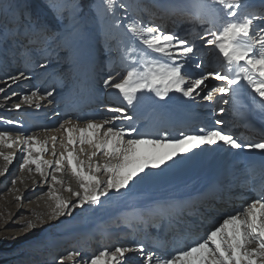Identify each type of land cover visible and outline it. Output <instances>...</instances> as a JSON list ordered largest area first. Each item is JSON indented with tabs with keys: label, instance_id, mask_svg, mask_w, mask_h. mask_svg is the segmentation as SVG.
I'll return each mask as SVG.
<instances>
[{
	"label": "snow or ice",
	"instance_id": "obj_1",
	"mask_svg": "<svg viewBox=\"0 0 264 264\" xmlns=\"http://www.w3.org/2000/svg\"><path fill=\"white\" fill-rule=\"evenodd\" d=\"M103 2L105 7L97 9V16L102 19L118 5L124 10L123 20L127 21L123 27L133 38L130 47L115 33H105L112 67L103 79L102 88L105 93H114L116 105H104L106 114L99 116H69L59 127L44 129L60 133L44 140L24 131L13 136L18 122L0 117V124L13 125V129L0 128V147L7 150H0L4 161L0 175L17 159L13 151L17 149L22 159L19 170L30 174L34 171L47 185L42 195L51 202L49 221L71 216L75 209L85 205L101 206L105 200L132 192L166 170L182 167L191 158L206 155L215 148L257 151L264 156V140L245 142L223 130L224 121L219 119L213 122V127L201 125L193 131L167 107L174 96L185 102H211L214 94H219L223 104L235 103L247 91L264 111V7L254 10L252 0H188L185 14L192 21L193 30L197 25H209L196 33L203 48L211 50L215 58L216 69L205 70L194 41L181 38L175 31L165 32L158 24L145 23L139 12L133 15L129 11H149L141 0L134 4L125 0ZM50 7L58 19L69 11L72 25L69 34L75 39L82 6L77 0H63L51 3ZM0 17L4 18L0 24V59L28 61L39 48L46 55L38 66L46 68L53 58H59V50L65 48L62 44L53 49L51 42L56 37L50 34V27L34 21L30 13L19 12L12 0H0ZM113 26L119 28L121 20H115ZM21 78H28L24 71L10 74L5 82L7 88L0 87L6 101L18 95L12 84ZM54 92L55 88L43 95L32 91L20 96V102L14 103L13 108L19 110L23 104L40 109V101L53 103ZM143 106L150 110L151 126L141 124L150 118L140 111ZM224 112L225 108L220 107L219 113ZM65 174L75 179L76 189L66 186ZM11 183L14 185L16 180ZM62 191L70 196L65 198ZM39 222L43 225L46 221ZM21 227L34 229L36 224L27 221ZM41 246L42 241L37 244ZM127 254H134L135 258ZM77 256L82 253L71 251L66 259ZM64 259L61 258L60 264ZM83 259L84 264H264V181L256 198L225 215L202 235L190 233L171 248L160 244L146 247L144 243L106 247Z\"/></svg>",
	"mask_w": 264,
	"mask_h": 264
},
{
	"label": "rangeland",
	"instance_id": "obj_2",
	"mask_svg": "<svg viewBox=\"0 0 264 264\" xmlns=\"http://www.w3.org/2000/svg\"><path fill=\"white\" fill-rule=\"evenodd\" d=\"M164 1L167 0H141L143 4L148 6L149 11L144 12L132 9H129V11L132 12L133 15H136L137 12H139V16L145 23L158 24L165 32L175 31L181 38L194 41L200 49V54L204 60V66H206V63H209L210 60L213 62L209 64H216L211 50L203 48V42L196 38V33L202 32V30L209 27V25L201 24L193 30V23L185 14L188 0H174V4ZM53 2L63 3V0H12V3L16 6L19 12L30 13L34 21L47 24L50 27V34H54L56 37V39L51 42L53 49H57L59 45L62 44L65 45V48L59 50V58H53V62L46 68H40L38 66L44 62V57L46 55V53L39 48L33 51L31 59L28 61L20 58L0 59V87L7 88L5 82L8 80L10 74L17 75L20 71H24L28 76L27 79L21 78L17 83L12 84V90L18 94L17 96H13L10 100L6 101L5 93H0V111L6 112L7 110H11L9 112L12 113L13 110H16L13 108V104L20 102L19 97L25 94H30L32 91H37L38 94L43 95L46 91L55 88L56 93H54V96L57 94V98L58 94H64L65 89H71L75 86L76 91L79 92V96L85 95L84 90L90 83L88 80H84L89 76L94 77L96 86L101 85L103 82L102 78L107 77L108 72L112 67L109 63L108 52L105 46V33H115L118 38L124 40L125 44L130 47L133 46V38L131 37V34L126 33V29L123 27V25L127 23V21L123 20L124 10L120 9L118 5L115 6L113 12L107 13L101 19L97 16V9H104L105 5L103 0H77V3L82 6L83 10L79 12V20L76 24L77 35L75 39H73V36L69 34L72 29L69 11L64 12L63 19H58L56 13L50 7V4ZM125 2L134 4L137 3V0H125ZM254 2L255 1L252 0L254 10H260L258 8L263 7V5H258L259 1L256 3ZM162 3L166 5L165 8H167V11H164V7L160 6ZM117 19L121 20V26L119 28H114L113 25ZM3 22L4 18L0 17V24H3ZM112 43H115V41ZM5 47H7V45ZM85 65H87V67H84ZM82 76L83 78L85 77L84 80ZM76 81L78 82L76 83ZM8 83H10V81ZM7 94L10 95V91ZM76 94H73V97H71V95L67 99L68 102L65 105L63 103L59 104V101H55L54 112L48 111L42 113L43 111H39L36 116H42V121L47 124L45 129L59 127V124L62 123L64 119L69 116L76 117V114L78 115L82 110L86 111V109H88L87 107L82 108L79 106L78 108L77 106H74L76 104ZM214 96L218 97L216 94H214ZM73 98L75 100H72ZM243 101L244 100H242V102ZM104 105L115 106V104L112 103H105L103 105L98 104L97 107L95 106L94 110L99 111V108L104 107ZM226 105H229L223 107L225 108L226 114L231 116L232 120L237 119L235 110L231 109V107L235 106L237 111H241V104L238 102H230ZM71 106H73V108H71ZM62 110H64L65 113L62 112ZM217 111H219V109ZM56 113H59L60 115ZM54 114L55 116H53ZM52 116L53 119L46 120L48 117L51 118ZM215 116L216 114H209L207 117L205 116L206 119L203 122L200 121L199 123L204 124L206 123L205 121L211 123L219 118V120L224 121L223 125L226 124L225 121L228 120L224 119L226 115L218 112V118ZM194 122L195 120H192L188 125H191V123ZM237 127H239L238 123ZM233 128L234 126L227 131L232 132L231 129ZM248 130H251V128ZM36 131V129L30 130L32 134H36ZM43 133L46 138L50 136L51 132L44 131ZM232 133L236 135L235 132ZM38 136H42V133ZM237 137L240 139L238 135ZM0 150L7 151L2 147H0ZM18 152L19 151L16 149L17 154ZM227 155L228 154L221 158L218 157L216 162L218 168L223 166L227 168L228 165L235 161L232 157ZM253 155L254 154H252L250 158H252ZM213 156L216 157L217 152H213L211 157ZM18 157L13 161V164L9 166L8 171L4 175H0V264H60L61 258L65 257L66 259L68 252L71 251H79L84 254V256H87V252L94 255L106 247L114 249L116 246L138 244L135 241L136 238H134L132 234H119L120 236L118 235L117 239H123L119 243H115V241L105 236L110 231L109 228L114 227V225L124 219V215L128 211L127 209H123L121 215L115 217L117 218L116 221H109L104 227H93L95 233L99 235L95 236V238L91 237L89 240H87L88 237L82 240H77V245H79L77 248L71 246L70 243H74L73 240L62 241L55 231L50 232L46 237L42 236L28 241V237L40 229V219H44L45 221L48 220L47 214H49L50 207L44 208L43 205V199L46 198L48 200L46 195H42V193L47 191V185L41 180L34 179L35 181L33 182L26 170H19L18 165L22 162V159L20 155ZM3 165L4 161L0 157V168H2ZM233 167H231V170L224 171L221 175L217 172L219 174V180L222 179L223 175L225 176L235 171L237 167ZM34 176L35 174H32V177ZM65 178H67V185H70L71 187H73L72 185L77 186L76 182L73 184L69 183L72 178L70 175ZM174 178L171 181H168L167 184L159 185L162 187L157 189L155 188L157 186L154 187L151 185V190L147 194H144V196L152 195L157 197L155 202L157 206L165 199L170 201L171 198H175L181 194H185L186 191H189L190 188L187 189V186L190 181L188 182V180L183 179L182 181L176 182L177 179ZM235 178V182L238 183L239 188L234 192L236 195L233 196V198L234 204L237 201V203H239L236 210H240L255 198H247V196L253 194V190L255 191L257 189L258 191L259 188L258 186L254 187L255 185H252V179L244 180V177L240 178L238 175L235 176ZM13 179L16 180L14 185L11 183ZM211 183H213V179L209 177V175H206L205 180L199 184L200 186L196 193H204L208 191ZM34 188L38 191H33ZM65 193L68 192L62 191L63 196ZM18 196L22 197L19 201L16 199ZM186 196H188V193H186ZM47 203L49 204V200L46 204ZM223 205H226V201ZM209 207L207 208V212H204L206 214L200 219L201 222L198 223V226L195 224L193 230L194 234L202 235V233L197 232V227H204V229L202 228L204 233L208 230L205 229L206 226L204 225V222L210 227H213L222 220L220 218L221 216H225L228 213L235 211L231 208H227V210H222L225 211L226 214H218L221 210H218L217 212ZM210 209L211 211L208 212ZM190 215L196 214L193 213ZM217 216L220 217L218 218ZM68 218V220L72 219V217L69 216ZM81 218V222H83L85 220L84 216L81 215ZM153 218L156 217L154 216ZM172 218L173 217H169V219ZM188 220H191L190 216ZM27 221H32L36 224V227L34 229L21 227V225H26ZM151 224L152 223H148L147 226H150ZM82 231L85 232L86 229L84 228ZM183 239L184 238L179 241H182ZM41 241L43 242V246L37 247L38 242ZM174 242H176V239L174 238L169 240V244H173ZM156 243V241L155 243L149 242L146 247H155ZM81 264H84V262H81Z\"/></svg>",
	"mask_w": 264,
	"mask_h": 264
},
{
	"label": "bare ground",
	"instance_id": "obj_3",
	"mask_svg": "<svg viewBox=\"0 0 264 264\" xmlns=\"http://www.w3.org/2000/svg\"><path fill=\"white\" fill-rule=\"evenodd\" d=\"M255 1L254 3L259 1L258 5H263L264 7V0H253ZM164 2H170V3H175L174 0H167ZM161 7H164V11H167V8L165 4H161ZM257 8V7H256ZM255 8V9H256ZM258 9H261L258 8ZM170 14V13H169ZM172 16V15H171ZM176 16V15H175ZM155 20H160V19H155ZM198 26V25H197ZM196 26V28H197ZM185 27V26H184ZM197 30V29H196ZM193 34V33H192ZM191 36V35H190ZM133 42V41H132ZM137 46V45H136ZM205 50V49H202ZM206 62V61H205ZM8 64V63H7ZM205 70H215L216 64H209L206 63ZM85 78V77H84ZM83 78V80H84ZM87 78V79H86ZM84 81L88 80L90 83L89 86L86 87L84 90L85 95L79 96V92L76 91L75 86L73 88L65 89L64 94H58V97L56 98V95L54 96V101L52 104L47 103V101H40L41 103V108L36 109L35 106L29 107L28 105H22L21 109L19 110H13L12 113L7 110L5 111H0V117H3L5 119H12L14 121H17L18 124L15 126V129L12 131L13 136L18 134V131H24L25 134H32L30 130L36 129L37 131L35 132L37 136L42 133V136H38L40 140H44V129L46 127V123L42 121V116H36L39 111H43L42 113H46L48 111L54 112V102L59 101V104H66L68 102V98L71 96L73 97V94L75 95L76 93V104L74 106H77L79 108H85L87 107L88 109L82 110L80 114H76L77 116L80 117H85V116H90V115H101V114H106L104 107L99 108V111L94 110L95 106L97 105H103L107 103H112L115 104L117 103V99L113 94H108L105 93L102 84L99 86H96V83L94 81V77L89 76L86 77ZM105 78H102V80ZM78 81H76L77 83ZM217 86L219 85V82ZM69 86V85H68ZM81 91V90H80ZM56 93V92H54ZM218 97H213V100L211 102L207 101H202V100H197L195 102H185L183 100H180L178 97L174 96L173 100L169 102L168 104V110L172 112L176 117H178L179 121L185 123V124H190L192 120H195L194 123H191V130H196L199 126L203 125L206 127H213L214 124L213 122L201 124L199 123L200 121H204L206 117L210 115H215L216 118H218L217 114L219 111H217L220 107H226L229 105H222V99L219 96V94H216ZM81 97V98H80ZM72 100H75L74 98ZM242 100H244L242 102ZM258 101V97L256 98ZM61 102V103H60ZM233 103V102H231ZM239 104L242 106L241 111H237L235 106L231 107V109L235 110V115L236 118L235 120L231 119V116L227 115L226 112L223 115H226L224 119H228L225 121V125H222L223 130L227 131L230 130L232 126H234L232 132L236 133V136L238 135L240 139H242L245 142H260L264 140V132H257L256 129H260L261 127H258V123H262L264 126V111H261V106L252 99V96L246 91L245 94L240 98L238 101ZM231 105V104H230ZM235 105V104H234ZM64 107V106H63ZM73 108V106H71ZM91 108V109H89ZM78 111V110H77ZM143 112L145 115H149L150 117V110L147 106H143L140 110ZM62 112L65 113L64 110ZM79 112V111H78ZM59 114V113H56ZM60 115V114H59ZM55 116V114L53 115ZM53 116L50 118L48 117L46 120H51L53 119ZM206 116V117H205ZM213 117V116H212ZM18 119V120H17ZM210 119V118H209ZM219 119V118H218ZM233 123V124H231ZM237 123L239 127H237ZM142 126L147 125L151 126L152 120L151 117L147 121H141ZM193 124V125H192ZM196 125V126H194ZM22 126V127H21ZM247 126V129H255L253 132L248 131L244 127ZM251 126V127H250ZM258 127V128H257ZM0 128H7V129H13V125H5V124H0ZM263 129V128H262ZM263 131V130H262ZM51 135H57L59 136L60 133L56 132H51ZM13 151H16L14 148ZM213 152H217V156L211 157ZM228 154L227 156L232 157L235 161H233L232 164L228 165L227 168L225 166L218 168L216 166V162L218 157L221 158L222 156ZM252 158H250V156ZM20 155L18 152L17 157ZM2 158V157H1ZM19 158V157H18ZM46 159H50V156H46ZM210 161H209V160ZM234 166V167H233ZM229 167V168H228ZM231 167L235 168V171L228 175H223L222 179L219 180L218 176V184L213 185L212 187H209V190L202 195L195 193L199 189V184L205 180V176L208 175L211 171H216L220 175L224 171L231 170ZM232 168V169H233ZM30 175V179L34 182L36 180H41V178L36 174L35 172L33 173H28ZM32 174H35L34 177H32ZM218 174V175H219ZM245 177L246 179H253L252 185L255 183V186H260V180L264 181V156H262L259 152H245V151H231L227 148H215L213 150H210L207 152L206 155H198L196 157L191 158L184 166L175 168L172 170H166L164 173L160 174L156 179L143 183L139 185L134 191L120 195V196H114L110 200H105L104 203L101 206H97L95 208H89L87 205H85L83 208L75 209L72 213L71 220H68V216L61 217L58 221H49L46 220V222L41 225L40 224V229L37 230L36 233H33L31 236L28 237V241L38 238V237H46L49 235L50 232L55 231L58 234V237L63 241V240H73L74 243H70L71 246H74L75 248L79 247L78 241L77 240H82L84 238H87L89 240L91 237H94L99 235L95 233L93 227H100V226H105L109 221H116L117 218H115L118 215H121L123 209H127L128 211L124 215V219L114 225V227L109 228L110 231L105 235L109 239H112L115 241V243H119L123 239H117V236L120 235H127V234H132L134 238H136L137 243H144L147 241V239L153 235L151 233L155 234L156 228L153 227H147L148 223L154 224L153 217L155 216L156 218L154 219H160L159 218V213L167 212L170 210L171 205L173 202L177 203V206H180L181 204H186V203H181L182 198L184 197L189 198V201L193 202V205L189 207L190 203L187 204V208L193 212L194 214L198 212H202V217L205 216L207 212V208H211L214 211L221 210L218 212V214H226L225 211L222 210H227V208H231L233 210H236L237 207L239 206V203L234 204V198L233 196L236 195L234 193L235 191L238 190L239 186L238 183L235 182V176ZM69 177L68 174L64 175V180L67 185V178ZM175 177V178H174ZM177 179L176 182L182 181L183 179L188 180L189 184L187 186V189L189 191H186L188 193V196L185 194H181L175 198H171L170 201L167 199L163 200L162 203H159V205L156 206V198L155 196L152 195H147L144 196V194H147L151 190V185L152 186H157L155 187L160 188L162 186H159L161 184H167L168 181H171L172 179ZM75 179L71 178L70 184H73ZM241 184V183H240ZM223 186L225 190L220 191L217 189V186ZM73 189H76V185H72ZM59 187V186H57ZM192 187V188H191ZM259 188V187H258ZM186 189V190H187ZM227 189V190H226ZM38 190H35V192ZM230 193H229V192ZM257 195V189L254 191L253 194H249L247 198L249 197H255ZM70 195L68 193L64 194V197L68 198ZM230 198V199H228ZM103 199V198H102ZM48 200L45 198L43 199V205L44 208L49 207V204L51 203L49 201V204L47 202ZM226 201V205H223ZM211 209L208 211L210 212ZM50 212V208H49ZM81 215L84 216L83 222H81ZM163 217L162 215H160ZM191 216L190 219L193 220L192 224H197L200 223V218L194 217V215H189ZM48 217V214H47ZM218 218L220 216H217ZM224 216H221L220 218L222 219ZM81 218V219H80ZM199 220V221H198ZM178 223L182 222L181 219L177 220ZM158 223V227H163L165 226V221L159 220L156 221V224ZM55 225V226H53ZM204 225L206 226L205 229L211 228L209 225H207L204 222ZM86 229V231H82L83 229ZM204 227H197L199 233H204ZM108 229V230H109ZM194 230V229H193ZM149 232H151L149 234ZM54 233V232H53ZM82 234V235H81ZM180 238H184L186 233L183 231L182 233H177ZM119 235V236H120ZM158 237V236H156ZM157 244H161V241L156 239ZM87 256H77L73 260H68L65 259L63 264H81V262H84L83 257H89L91 256L90 253L87 252ZM127 255H133L134 254H127Z\"/></svg>",
	"mask_w": 264,
	"mask_h": 264
}]
</instances>
